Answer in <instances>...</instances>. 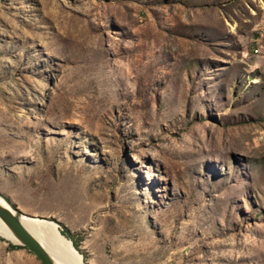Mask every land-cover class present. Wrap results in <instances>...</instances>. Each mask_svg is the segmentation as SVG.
<instances>
[{
    "label": "rangeland",
    "instance_id": "1",
    "mask_svg": "<svg viewBox=\"0 0 264 264\" xmlns=\"http://www.w3.org/2000/svg\"><path fill=\"white\" fill-rule=\"evenodd\" d=\"M0 192L86 264H264V0H0Z\"/></svg>",
    "mask_w": 264,
    "mask_h": 264
},
{
    "label": "bare ground",
    "instance_id": "2",
    "mask_svg": "<svg viewBox=\"0 0 264 264\" xmlns=\"http://www.w3.org/2000/svg\"><path fill=\"white\" fill-rule=\"evenodd\" d=\"M1 202H4L0 198ZM25 227L49 250L57 264H83L81 255L73 248L69 238L62 237L57 231V224L50 220L22 216ZM0 235L17 241L12 231L0 219Z\"/></svg>",
    "mask_w": 264,
    "mask_h": 264
},
{
    "label": "water",
    "instance_id": "3",
    "mask_svg": "<svg viewBox=\"0 0 264 264\" xmlns=\"http://www.w3.org/2000/svg\"><path fill=\"white\" fill-rule=\"evenodd\" d=\"M0 198L4 200V202L0 201V219L5 222L7 227H9L17 241L11 240L2 235H0V237L9 240L13 244L25 246L37 256V258L42 262L41 264H57L49 250H47L43 243L39 239H37L23 224L21 218L26 214L2 192H0ZM36 218L55 222L57 224V227H59L57 228L58 233L62 237L67 238L61 232V225L58 222L54 221L53 219L40 217ZM70 241L72 242V240ZM72 246L77 251V253L81 255L82 263L86 264V262L84 261V255L74 246V244Z\"/></svg>",
    "mask_w": 264,
    "mask_h": 264
},
{
    "label": "trees",
    "instance_id": "4",
    "mask_svg": "<svg viewBox=\"0 0 264 264\" xmlns=\"http://www.w3.org/2000/svg\"><path fill=\"white\" fill-rule=\"evenodd\" d=\"M61 228V232L67 237L69 238L70 240H72V243L74 244V246L84 255V259L86 260V256L85 254L80 250V243H79V240L66 228V227H60ZM10 246L12 248H18V247H23L21 245H16V244H13V243H9Z\"/></svg>",
    "mask_w": 264,
    "mask_h": 264
}]
</instances>
